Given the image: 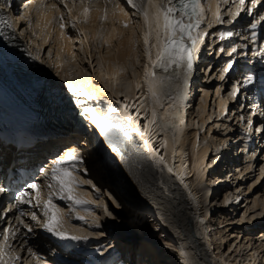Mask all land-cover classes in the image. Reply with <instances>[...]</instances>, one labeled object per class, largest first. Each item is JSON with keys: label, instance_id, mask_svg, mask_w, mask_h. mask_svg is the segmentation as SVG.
<instances>
[{"label": "bare ground", "instance_id": "bare-ground-1", "mask_svg": "<svg viewBox=\"0 0 264 264\" xmlns=\"http://www.w3.org/2000/svg\"><path fill=\"white\" fill-rule=\"evenodd\" d=\"M83 1L82 6L78 10L72 5L74 4L72 0H63V3L68 5V15L71 22L77 24L80 27L79 30L84 32L82 40L86 45L87 53L89 54V49L91 47L90 42H99L98 40H100L98 47L101 49L105 48V50L109 52L106 57L100 51L99 58L101 66L102 64L105 66V73L102 72L105 75L104 78L109 82L111 91H98L93 83H90V85H83L86 81L84 80L82 71H80L77 80H74L75 83L70 81L67 83L76 88H80L78 86H81V89L86 94L99 93L107 96L111 102V106L114 108H119L120 103L126 104L129 107V111L140 119L141 128H143L146 122L145 117H148L149 113H152L154 108L157 112L156 120L149 126V133L146 137L152 147L156 149L155 153L150 151L145 145L144 137H140L143 142V147H140L137 144V142L140 141L138 133H133V138L136 144L133 145L131 141L129 142L123 158L118 153L112 151L107 155L100 154L92 144L90 146L89 143L86 142L91 156L87 151L81 153L84 157L87 169H89L91 178L98 184L96 187H101L102 189L105 188L109 191L112 195L110 197L113 201L119 199L121 204L122 200L125 204L129 203L131 211L127 217V225H136L137 223L134 222L135 220L133 219L136 218L139 227H141L140 229L143 230L147 228L149 231L147 232V235H149V237L156 238L157 228L154 224V218L156 217L160 220L161 225L165 227L167 233L166 237H163L164 240L162 243L174 250L171 254L172 256L170 254L168 255L169 258L167 261L169 264H184L185 259L188 260L189 264H264V234L261 235L259 239H255L257 233L255 234L251 232L252 228L257 226V224H260V222L264 224V222H262L264 221V171H262L264 170V166L261 167V173L256 180H250L252 177L248 178L257 170L256 167L258 166L259 159L256 158V156L258 154V148H253L251 152H244L245 157L243 158L246 159V166H244V168L242 167L243 169H239L237 172L238 176L236 178L237 183L235 189L226 191L225 194L220 195V198H218L220 194L217 192L218 190L215 191L214 195L212 194L214 188H219L217 187V183L219 182L218 178L221 179L224 176L223 172L219 169H215L216 162L219 161L220 158L219 149L220 147L225 146L227 142L226 150L229 151V142L232 137L230 135L222 136L219 140V135L215 132L216 130L211 125V122L212 120L215 121V119L222 122L223 128H225L224 134L233 130V123L230 122L231 113L225 114L226 107L232 102V97L226 93L228 88L226 81L228 78L226 76L221 81L220 77L221 75L225 76L227 74L222 70V63L227 61L229 58L228 53L231 52L233 47L236 48V46H231L226 51L225 48L227 45L225 43H216L215 50L218 44H222L218 48V59L219 57L220 59L218 62L213 63L214 66L211 69L212 73L217 67H219L218 73H220V77L218 76V87L216 90H213V93L215 94L213 102L209 101V99H212L210 86H205L202 89L201 86H197L196 88V84H194V89L190 88V86L188 87V92L189 89L191 90L189 94L187 93V99L182 105L178 98L171 99L168 97L167 92H165L166 87L158 86L156 91L160 95V103L155 104L144 79V66L149 63L145 51L146 46L144 44V33L147 31V26L144 24L142 11L139 9L142 6H147V0H133L136 7L128 4L127 0H121L118 5L111 7L106 2L91 7L88 5L89 2L87 0ZM163 2L165 3L166 0H163ZM13 3L14 1L12 0V4ZM17 4H19V6L16 7L17 11L15 15H13L12 8H14L16 4L13 6L11 5L12 8H8L10 18L13 20V28H8L6 24L1 25V28L6 32V36H10L13 48L18 53L15 55L8 47L0 42V114L2 112L8 113L6 116H9L11 119H15L16 116L20 117V115L14 109L12 101L7 98V96L10 95V92H15L19 100L30 108L40 110L43 108V105H45L44 99L40 97V94L32 88V85L28 83V79H26L29 75V73H27L28 69L30 72L35 71L37 78L44 82L47 87H50V85V88L53 89L54 87L53 90L57 92L56 94L67 91L66 86L68 85L64 84L58 77L52 76L43 70L42 65H40L38 60L32 58L26 46L22 45V41L16 37L14 29L17 30L18 27L23 26L21 23L24 21L21 20L22 16L27 15L30 17L31 23L29 27L37 36V39H32L31 42L38 45V47L41 46L42 49L45 46H50V50L53 49V55L49 57V62L53 65L55 73H58L59 76L62 72H65V75L67 73L66 70H64L67 66V59L63 57L64 54H68L70 60L74 61L76 65L79 66L78 54L75 52V45L69 34L70 32L68 31V23L66 22L67 24H65L64 16L62 20L59 19L63 13L60 6L50 0H18ZM52 5H56V8L53 9ZM85 7L89 9L87 22H84L83 16V10ZM107 7H109V9ZM69 9H71V13H69ZM6 13L7 11L4 10V19L9 20ZM105 14L106 18H104ZM34 15L36 16V20L33 18ZM53 17H56V19H53ZM135 17L138 20V27L131 26V24L133 25ZM26 20L28 19H25V21ZM46 20H52V23L47 24L46 26ZM61 22L65 24L64 29H61L59 26ZM125 22H127V27L124 26ZM100 23L105 25L102 32L101 28H99V25H101ZM20 24L22 25L20 26ZM217 24L216 18H207L204 27L206 29H211L213 27L212 32L215 33L219 31ZM137 28H140L139 32L136 31ZM36 29H39L38 33H36ZM61 33H63V36H61ZM85 35L87 36V39H85ZM105 39L108 40V43L103 42ZM138 41L139 49L136 45ZM154 41L155 33L149 37V42ZM213 42L215 43L216 41L213 40ZM150 45L151 44H149V46ZM239 45L243 47L242 44ZM244 47L246 48V46ZM221 48L224 49L223 52L220 51ZM154 51L155 54L152 55L153 60L156 59L155 48ZM215 54L216 53H214V55ZM197 56H200V53H198ZM139 58H141L142 64L133 78L130 92H127L129 91L128 86H123V89L121 90H114V78L121 72L119 66L127 65L130 62L135 63ZM89 62L91 64V61ZM204 65L203 70L206 69V66ZM149 67H151L150 64ZM100 69L97 71L100 72L102 70ZM156 71L159 75L167 77L172 73L173 69L169 68L167 73L158 72V69ZM67 76L69 75L67 74ZM137 83L140 84L139 88L136 87ZM164 83L170 85V87L180 86L179 82L175 80H167V83L166 81H164ZM223 88L224 90L222 92L221 90ZM192 89L194 93L199 90L204 91L202 100L199 103V108L196 112L194 109L196 98L194 105L191 108L188 107V105L192 103L189 100V98L191 99ZM198 94L199 93H197L196 96H198ZM122 96L124 97L121 98ZM125 96L127 97V100H125ZM169 96H172V94L170 93ZM217 99L219 101L218 103ZM222 103L225 104V107ZM141 105H143V107H141ZM169 105H172V107L170 108ZM236 107L238 106L236 105ZM232 108L233 104L231 103V109L229 111H232ZM136 109H139L138 113ZM165 110H168L170 113L179 112L184 123L181 125L179 119H176L171 115H165ZM185 114H188L187 123L184 119ZM234 114V117L238 115V113ZM238 117H241V115H238ZM151 118L152 117L150 116L149 119ZM169 120L171 123L179 125V128H165V121ZM207 123L208 125L206 129H202L201 133L199 132L198 134L200 128H204ZM237 126H240L242 129L244 128L243 124H237ZM133 127H135V125H133ZM180 129L183 130L181 131ZM217 129L220 131L219 128ZM87 134L88 140L95 139L91 132H88ZM158 135H160V138L157 139ZM173 137L176 139L174 140ZM250 137V135H244L241 137V142H244L245 145L249 147V142L244 140V138ZM63 140L65 142L68 141L67 138H63ZM165 140L167 141L166 144ZM219 142H222L223 145H220ZM39 144L41 145L43 143L41 142ZM48 144L49 143H46V145ZM262 144H264V133L258 147L262 148ZM238 145L240 144L236 145V151L238 150ZM213 146L216 148L217 152H215L214 155L211 153L209 156ZM65 148V151L59 156L60 158L65 157V154L69 151L73 152V147L71 145H66ZM263 152L264 150H262L259 155ZM73 153L76 154L75 152ZM161 155L164 156L165 161L167 162V167L157 162ZM96 156L98 157V161L94 159ZM52 157L53 155H50V153L45 157L48 158L47 162L49 164L54 161ZM108 162L115 163L116 167L111 163L109 167ZM104 167H107L109 170L107 171ZM168 167L173 169L171 173L168 171ZM47 169L48 166L46 165V170ZM179 177L183 178V183H181ZM249 181L255 182L252 184L249 183L250 185L248 186ZM40 184L41 183H39V186ZM185 185H188V187H185ZM250 193L253 196H250ZM243 194L248 195L246 198L248 201V204L246 205L247 211L248 209L251 210V208L254 209V211H259V209L262 210L259 212L260 217L252 216V218L250 217L251 219H248V216H246L247 221H245L244 218L241 220L243 225L238 224V222L237 226L236 223L234 224V222H230L231 220L228 217L230 216L228 212L233 210V205L237 204L236 201L240 199ZM212 195L214 197L211 199L210 196ZM82 199L91 201L89 204L96 202L92 191H87L83 194ZM136 200L142 205L135 207L137 206L134 204ZM149 200L152 204L149 203ZM226 200L228 201L227 203H225ZM33 203L35 204V200ZM249 203H252V205L249 206ZM152 205H156L161 211V214L154 212V210L151 209L153 208ZM217 206L223 207V209L227 208V212L222 213L225 215L223 218L224 220L222 219L219 221L218 218H215L216 213L214 214L212 209L217 208ZM89 208L88 205L82 206V209L85 210ZM161 208L167 211L164 212ZM148 209H151L153 213L150 214V212L147 211ZM21 211L28 213L32 211L36 212V206L19 205L12 214L7 215L0 221V230L3 227L2 225H7L13 230L19 228V231H16L14 236H10V239L7 242L9 247L4 248L3 253L0 254V261L3 256H5L6 263L4 264H12L14 261L15 264H24L25 261H27L28 264H56L53 262V256L55 255L48 253L46 247L40 243L41 240H37V235H39L37 234V231L35 230L33 233L28 234L27 230L24 229L23 225H21L16 219ZM60 212L63 215V221L64 219H68L69 221H67L71 223V219L65 216V212H63V210ZM246 212L245 214H247ZM89 213L91 212H80L82 216H87ZM193 214L197 215L193 216ZM37 216L40 219L42 215L37 213ZM30 217V215H27L22 217V219L25 223L30 224V226L34 228L37 223L32 224L33 221ZM147 218L148 221H146ZM27 220H29V222H26ZM40 221H42V218ZM220 223H226L223 230L221 229L222 227H219ZM182 226H185V228H182ZM188 226L191 227L190 232H188ZM65 227L70 234L74 235L75 229H73V227H69L68 225ZM218 227V232L221 235L225 234L226 237L228 232L230 233L231 231L236 230L235 239H237L235 248L232 249L233 246H231L228 253L222 250V245H219L217 241L218 239L216 240V228ZM107 237L111 241L112 237L110 235ZM115 237L117 238L118 236L116 235ZM43 240H48V238L43 235ZM110 241L108 244H110ZM55 243L54 245L56 246ZM57 244L59 245L57 246L59 250L66 252L60 243L57 242ZM29 247L32 248L35 255L27 251V248ZM181 247H183L184 251L187 253L186 258L179 255ZM110 250H112V246L109 248V251ZM146 250L141 249L140 252H138L139 264H155L152 255L150 256V251L146 253ZM16 254L20 257L18 261L15 259L13 260L12 258ZM154 257H156V254L153 255V258Z\"/></svg>", "mask_w": 264, "mask_h": 264}, {"label": "rangeland", "instance_id": "rangeland-1", "mask_svg": "<svg viewBox=\"0 0 264 264\" xmlns=\"http://www.w3.org/2000/svg\"><path fill=\"white\" fill-rule=\"evenodd\" d=\"M50 1L59 5L60 8L63 10L62 15L64 16L65 24L68 23L67 24L68 31L70 32L68 33L71 35L72 41L75 45V52L76 54H78L79 66L76 65L74 61L70 60L68 54H64L63 57L67 59V66L65 67L64 70H66L67 73L65 75V72H62L60 76L58 73H55L53 65H51V63L49 62V57L53 55V52H52L53 49L50 50V46H45L42 49L41 46L38 47V45H35L31 42L32 39H37V36L35 33H33L31 28L29 27L30 25L29 20H27L25 23L22 21L21 23L23 24V26H21L22 24H20L21 27H18L17 30L14 29V31L16 32V37H18L22 41V45L26 46L32 58L38 60L40 65H42L43 70H45L47 73H49L52 76L58 77L59 79H61V81L64 84H68L67 83L68 81L75 83L74 80H77V77L80 75L79 74L80 71H82V75L84 77V80L86 81L83 85H90V83H93L95 88H97L96 90L98 91H107V92L111 91L109 82L107 81V79L104 78L105 75L103 74V72L105 73V66L103 64L101 66L100 58H99L100 51L106 57L108 56L109 52H107L105 48L101 49L100 47H98V45L100 44V40H98L99 42H95V43L90 42L91 50L89 49V54H90L89 55L86 50L87 49L86 45L84 41L82 40V37H83L82 35L84 32L79 30L80 27L77 24H75V27H73V23L71 22V19L69 18V15H68V8H67L68 5L64 4L61 0H50ZM72 1L74 3L72 5H74L76 10H78L82 6V2H84L83 0H72ZM87 1L90 3L89 4L87 2L88 5L91 7H95V5L98 6L102 4V2L108 3V5H110L111 7V6L118 5V3H120L121 0H87ZM107 8L109 9V7ZM136 17L133 21V25L131 24V26L138 27V24H137L138 20ZM33 18L34 20H36L35 15L33 16ZM100 24L101 25H99V28H101V32H102L103 29L105 28V25L102 23ZM136 31L139 32L140 28H137ZM38 32H39V29H36V33ZM136 45L139 49V41ZM89 61H91V64ZM216 62H218V54L217 55L211 54V56L204 63L205 64L204 66H206V69L205 70L202 69V71L200 72V77H201L199 80L200 84L199 82H197L196 84V88L197 86H201L202 89L205 86L206 87L210 86L211 92H212L211 100H213L214 98L213 90H216V88L218 87L217 83L220 77L218 73L219 67H217L215 71L211 73V69L214 66L213 63H216ZM141 64H142V60L141 58H139L137 61H135V63L130 62L127 65H123V66L120 65L119 68L121 72L118 75H116V77L114 78L115 84L113 86V89L121 90L123 89V86H128L129 91L127 92H130L131 90L130 88H132L133 78L136 75L137 71L140 69ZM98 69H100L101 71L98 72L99 71ZM67 74L69 76H67ZM78 87L81 88V86H78ZM203 92L204 91H201V90L196 92V95L197 93L199 94L198 96H196V102L194 105L195 112L199 108V105H200L199 103L202 100ZM46 146L48 145L44 143L42 146H39V147H46ZM229 147H230L229 151L226 150L227 148L226 147L220 152V155H219L220 158L218 157L219 161L216 162V166H215V169H219L221 172H223V175H224L221 179L218 178L219 182L217 183L218 184L217 187L219 188H217L218 190L217 192L220 193L218 198L221 197L220 195L225 194L226 191L235 189V185L237 183L236 178L238 176L237 172L239 169L242 170L244 166H246L245 165L246 159L243 158L245 157V154L243 155L241 153V149L238 148V150L236 151L237 148L236 147L234 148V145H230ZM75 153H76L75 154L76 156L82 157V162L76 163L75 167L77 171L74 173V175L77 176L80 180L85 181V183L82 186L75 188V195L78 198L82 199L83 194H85L87 191H92V194L94 195L96 199V202H94L93 204H75L71 200L60 199L59 183L53 179L52 169L54 167V164L50 165L49 169H47L46 171L47 176L45 180L43 181V184L41 186L42 188L40 190V194H41L40 197H42L40 198L41 203L39 206H36V212L42 215L40 219L42 218V221L45 219L43 215V202L48 199L49 193H52L53 202L56 204L57 208L60 211L63 210V212H65V216L71 219L72 224L68 222L69 221L68 219H67L68 221L64 219L63 227L66 228L65 226L67 225L69 227L71 226L73 227V229H75L74 235L87 237V239H82V240H73L70 238V236L69 238L55 237L52 234L47 233L45 230H43L36 224V226H34V229L37 231V234H39L37 235V240L39 241L41 240L40 243H42L44 247H46V251L48 253H50L51 255L52 254L55 255L53 256V259H54L53 262H55L56 264H139L138 252H140L141 249L142 250L148 249L146 250V253L150 251V256L152 255V259L155 261V264H169L167 261L169 258L168 255L169 254L171 255L174 252V250H172L171 247L162 243L164 240L162 234L158 233L156 235L157 239L149 237V235H147V232H149L147 228L143 230L140 229L141 227H139V223L137 222L136 218H133L135 220L134 222L137 223L136 225H133V226L127 225L126 223V221L128 220L127 217L129 216V212L131 211L130 204L129 203L125 204L123 200L121 204V201H119V199L118 200L115 199L116 201L115 200L113 201L110 197L112 195L109 191H107L105 188L102 189L101 187H96L98 186V184L95 183V181L91 178L89 169H87V165L84 161V157L82 156V153L78 152V150ZM256 158L259 159L258 166L256 167L257 170L253 173V175L251 174L248 177V178L252 177L250 178V180L251 179L256 180L261 173V167L264 166L263 154L259 155L258 157L256 156ZM94 159L98 161L97 156ZM85 169L87 170L86 172L84 171ZM88 181H90L91 183H87ZM253 182L255 181H249L248 186L252 184ZM93 185H95V188H93ZM96 189H99V191H96ZM212 194L214 195L215 191H213ZM65 195H67V193H65ZM213 195L210 196L211 199L212 197H214ZM249 195L253 196L251 193ZM247 196L248 195L243 194L242 195L243 201L241 200L240 202H237V204H234L236 203L234 202L233 210L228 212L230 215L228 216L229 219L231 220L230 222L232 223L234 222V224L236 223L237 226L238 224H242L241 222L242 219L245 218L244 220L247 221L246 216H248V219H251L252 216L258 217L259 212L262 210V209H259V211H254V209L251 208V210L248 209L247 211V206H246L248 204V201L246 199ZM134 204L137 205V206L134 205L135 207H139L140 205H142L137 200L134 202ZM83 205H88L90 208L87 210L82 209ZM251 205L252 203H249V206ZM105 206H107L108 211L112 213V216H108L105 213ZM219 207L220 206H217V208L212 209V211H214L213 212L214 214L216 213L215 218H218V220L221 221L225 217V215H223L222 213L227 212V208L223 209V207H220V208ZM79 211L80 212L89 211L91 213H89L87 216H83L84 219L81 220V219H78V216L81 215ZM245 212L247 214H245ZM49 215H51V212H49ZM148 218L146 219V221H148ZM26 222H29V220H27ZM35 223L37 222L36 221L32 222V224H35ZM64 223H65V226H64ZM260 224H257V226H255L251 230L252 233H255V234L257 233L255 235L256 236L255 239L257 238L259 239V237L264 234V224L261 222ZM220 225L219 227H222L221 229L223 230L226 223L224 224L220 223ZM219 227L216 228V232H217L216 240L218 239L217 241L219 245H222V250L228 253L231 246H233L232 249L235 248L236 239H237V238L235 239L236 230H233L230 233L228 232V235L226 237L225 234L221 235L218 232ZM101 233H103V235H100ZM43 235L47 237L48 240H43ZM70 235H73V234H70ZM108 235L112 237L111 241L107 237ZM116 235L118 236L117 238L115 237ZM109 241H110V244H108ZM57 242L63 246L62 248L65 249L66 252L63 250H59L57 248V246H59ZM54 243L56 244V246L54 245ZM111 246H112V250L109 251V248ZM154 254H156V257L153 258ZM1 263L2 264L6 263L5 256H3ZM12 264H15V261Z\"/></svg>", "mask_w": 264, "mask_h": 264}, {"label": "snow or ice", "instance_id": "snow-or-ice-1", "mask_svg": "<svg viewBox=\"0 0 264 264\" xmlns=\"http://www.w3.org/2000/svg\"><path fill=\"white\" fill-rule=\"evenodd\" d=\"M247 2L251 4L250 7H245L246 0H239L238 4H236V11L234 12L232 11L231 6H229L228 12L231 17V19L227 21L229 24L233 23L242 12L253 15V10L257 9L258 6H264V0H247ZM127 3L136 7L133 0H127ZM216 3L217 6L213 15L215 16L217 23H222L224 17L220 14V0H216ZM223 3L229 4V0H223ZM11 4L12 0H0V25L6 24L8 28H13V22L4 19V10L10 8ZM200 5L201 0H175V3H173V0H167V3H164L163 0H147V6H142L139 9L142 11L144 24L147 26V31L144 33V44L146 46L145 51L149 63L144 66V79L155 104L160 103V95L156 91L157 87H170V85L164 83L165 80H175L179 82L180 87L177 93V98L181 105L187 99L190 79L194 69L198 67L196 55L199 50V45L203 44L204 36L207 35L206 33H198L197 36L193 35V31L201 26L205 15V12L201 9ZM210 7L211 5H209V8ZM52 8H56V5H52ZM69 13H71V9H69ZM88 13L89 9L85 7L83 10L84 22H87ZM177 13L186 14L189 18L188 21L186 22L185 19L182 16H178ZM193 17H195V19H193ZM104 18H106V14ZM25 19H28L29 23H31L29 16L25 15L21 17V20ZM53 19H56V17H53ZM59 19H63L62 14ZM262 22H264V15H260L259 20L255 21V23H251V28L255 29L257 25L262 24ZM51 23L52 20L45 21L46 26ZM59 26L61 29H64L65 24L61 22ZM124 26L127 27V22H125ZM73 27H75V23H73ZM153 33H155V43L149 46V37ZM232 35L233 33L231 31L221 32L220 39L223 40L226 36L231 37ZM4 36L5 34L0 31V37ZM61 36H63V33H61ZM85 39H87L86 35ZM251 39L253 41L257 40V33L255 31H252ZM103 42L108 43V40L105 39ZM152 48L156 49L155 60L152 59ZM220 51L223 52L224 49L221 48ZM237 55H239L238 50L233 47L231 52L228 53L229 60L227 66L223 69L224 73L230 74L234 69L237 62L236 59H234V56ZM256 55L264 56V49H261ZM149 64L151 67H149ZM169 68H172L173 71L167 77L159 75L156 71L157 69H163V71L167 73ZM224 78V75H221L220 79L223 80ZM254 83L255 76L253 74H248L243 81L232 85L229 95L236 99L241 93V84L248 86ZM136 87L139 88L140 84L137 83ZM66 90L71 94L75 106L80 110L79 115L81 118L91 124L93 129L102 138L103 143L106 144L112 152L118 153L123 158L127 145L133 139V133H138L140 137H144V143L148 149L154 153L156 152V149L152 147L151 143L146 138L149 133V126L155 122L157 117L155 108L151 113L152 118L147 119L143 128H141L140 119L129 111V107L126 104L120 103L119 108H114L109 105L103 115H97L93 104L88 103L90 101H95L97 99L96 97L88 96L85 98V94L71 84L66 86ZM125 100H127L126 96ZM141 107H143V105H141ZM169 107L171 108L172 105H169ZM136 111L138 113L139 109H136ZM251 111L252 116L259 114L255 110ZM165 115H171L172 117L179 119L181 125L184 123L179 112L170 113L168 110H165ZM241 119L244 120L245 117L241 116ZM246 122L248 125L247 132L251 133L253 131L254 121L249 117ZM133 125H135V127H133ZM164 127L179 128V125L173 124L169 120L165 121ZM180 130L182 131L183 129ZM255 131L264 133V126L256 128ZM173 139L175 140L176 138L173 137ZM166 143L167 141L165 140V144ZM77 162H82V157L76 156L72 151L67 152L65 157L54 161V167L52 169L53 179L59 183L60 199L71 200L75 204H89L91 201L78 198L75 195V188L80 187L85 183V181L80 180L74 175L77 171L75 167ZM157 162L167 167V162L163 155L159 156ZM84 171L86 172L87 170L85 169ZM168 171L171 173L173 169L168 167ZM179 178L181 179V183H183V178ZM87 183L91 182L88 181ZM185 187H188V185H185ZM93 188H95V185H93ZM38 189L39 185L35 182L25 185L24 190L18 191L15 195L14 199L16 204L13 205V207L19 205L39 206L41 200ZM32 190H36L35 204H33ZM7 191V187L0 184V193H5ZM96 191H99V189H96ZM65 193H67V195H65ZM227 202L228 201L226 200L225 203ZM0 211H2V209H0ZM49 212H51V215H49ZM105 213L108 216H112V213L108 211L107 206H105ZM27 215L31 216L32 221L37 222V226L55 237L69 238L70 236L73 240L87 239V237L70 235L69 231L63 227V215L53 202L52 193H49L48 199L43 202V215L45 219L42 222L35 211L30 213L21 211L20 215L16 217L19 223L23 225V228L27 230V233L31 234L35 229L30 226V224L25 223L22 219V217ZM78 219L83 220L84 217L78 216ZM0 231H2L3 234V242L0 243V254H2L4 248L9 247L7 244L9 237L14 236L16 231H19V228L13 230L9 227H5ZM100 235H103V233ZM27 251L33 253V250L30 247L27 248ZM33 255H35V253H33ZM179 255L185 258L187 257V253L184 251L183 247L180 248ZM12 258L17 261L20 259L18 254L14 255ZM24 264H28V262L25 261ZM184 264H189L187 259L184 260Z\"/></svg>", "mask_w": 264, "mask_h": 264}]
</instances>
